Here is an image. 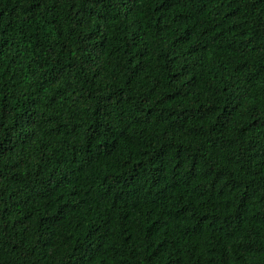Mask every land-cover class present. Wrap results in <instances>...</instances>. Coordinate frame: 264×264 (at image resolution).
I'll return each mask as SVG.
<instances>
[{
  "label": "trees",
  "instance_id": "1",
  "mask_svg": "<svg viewBox=\"0 0 264 264\" xmlns=\"http://www.w3.org/2000/svg\"><path fill=\"white\" fill-rule=\"evenodd\" d=\"M0 264H264V0H0Z\"/></svg>",
  "mask_w": 264,
  "mask_h": 264
}]
</instances>
